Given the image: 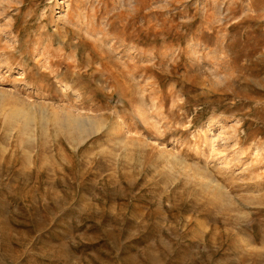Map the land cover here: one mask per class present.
<instances>
[{"label": "rangeland", "instance_id": "rangeland-1", "mask_svg": "<svg viewBox=\"0 0 264 264\" xmlns=\"http://www.w3.org/2000/svg\"><path fill=\"white\" fill-rule=\"evenodd\" d=\"M0 264H264V0H0Z\"/></svg>", "mask_w": 264, "mask_h": 264}, {"label": "bare ground", "instance_id": "bare-ground-1", "mask_svg": "<svg viewBox=\"0 0 264 264\" xmlns=\"http://www.w3.org/2000/svg\"><path fill=\"white\" fill-rule=\"evenodd\" d=\"M28 115V114H27ZM26 115V116H27ZM13 116V115H12ZM12 116H10V119L12 118ZM15 116V115H14ZM13 116V117H14ZM24 117H25V115H24ZM20 118V117H19ZM27 119L29 120V118L27 117ZM8 120H9V118H8ZM26 123V122H25ZM98 126H96V125H93L92 127H91V129H93L94 131H95V129L97 128ZM79 132H80V135L79 136H77L78 137V139L77 140H79L80 142L81 141H83L84 139H85V136H87V135H89L90 133H89V130H87V129H82V130H79ZM96 132V131H95ZM85 134V136H83Z\"/></svg>", "mask_w": 264, "mask_h": 264}]
</instances>
